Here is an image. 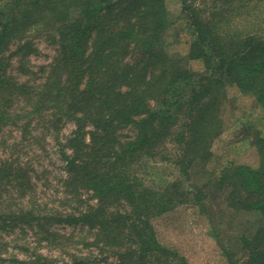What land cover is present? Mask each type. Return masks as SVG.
Here are the masks:
<instances>
[{"label":"trees","instance_id":"obj_1","mask_svg":"<svg viewBox=\"0 0 264 264\" xmlns=\"http://www.w3.org/2000/svg\"><path fill=\"white\" fill-rule=\"evenodd\" d=\"M181 2L191 34L183 57L171 55L163 38L172 24L165 0H0V51L28 32L57 35L60 59L40 98L54 103L46 108L51 115L78 124L68 139L72 151L63 153L64 193L85 189L95 197L76 221L96 231V246L115 248V264H190L179 247L159 239L153 222L201 204L205 193L222 196L221 211L239 226L238 235H213L225 264H264V135L252 127L238 135L254 147L252 164L233 161L229 147L224 158L213 150L226 128L229 89L264 113V0ZM11 80L0 75V124L12 104L4 97L18 96L7 90L24 87H5ZM29 93L35 106L38 91ZM82 119L94 129L88 145ZM171 143L177 154L162 159L172 160L179 177L145 185L135 168ZM10 166L0 163L6 189L20 187L26 172Z\"/></svg>","mask_w":264,"mask_h":264},{"label":"rangeland","instance_id":"obj_2","mask_svg":"<svg viewBox=\"0 0 264 264\" xmlns=\"http://www.w3.org/2000/svg\"><path fill=\"white\" fill-rule=\"evenodd\" d=\"M165 4L172 22L163 37L166 47L171 55L186 56L191 34L182 2L165 0ZM200 7L204 9L203 4ZM206 9L212 13L210 8ZM22 46L25 49L19 52ZM59 49L56 34L28 32L22 38L12 39L0 51V75L12 79L4 86L13 82L24 85L18 91L7 90L18 96L4 97L5 101L12 99V104L7 110L10 116L0 124V163L19 165L26 170L16 180L20 187L6 189L0 178V198L5 202L0 207V264H115L116 261L112 253L115 248L112 251L108 246H96V231L89 233L87 226L76 221L79 211L97 204L92 193L85 189L79 195L64 193L66 187L62 180L67 171L63 153L72 151L68 139L78 124L66 114L51 115L52 109L46 108L54 103L47 104L45 97L40 98L44 95L42 87L48 80L47 74L60 59ZM199 67L192 65L193 69ZM31 88L38 91L32 97L33 101L39 99L35 106L29 99ZM229 90L232 93L225 115L226 128L214 143V154L223 157L229 147L227 156L233 161L252 164L254 147L238 135L248 133L250 127L264 135V113L245 96ZM20 108L34 112L29 117ZM27 124L30 125L24 129L16 128ZM81 125L83 143L88 145L94 129L83 119ZM119 131L126 133V129ZM246 136L249 135H245L246 139L252 138ZM162 150V156L144 159L142 162H146L134 170L145 185L158 188L179 177L172 160L162 159L164 153L177 154L178 148L171 143ZM187 188L185 183L182 189ZM223 207L222 196L205 193L201 204L181 205L165 220L153 223L159 239L179 247L190 264H225L213 235L226 238V235H238L240 230L237 221L230 222L231 214L221 211Z\"/></svg>","mask_w":264,"mask_h":264}]
</instances>
